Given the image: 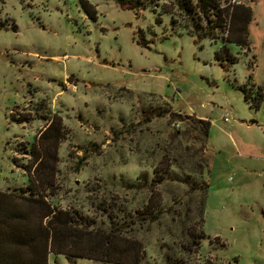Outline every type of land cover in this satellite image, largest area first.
I'll return each mask as SVG.
<instances>
[{
	"label": "rangeland",
	"instance_id": "1",
	"mask_svg": "<svg viewBox=\"0 0 264 264\" xmlns=\"http://www.w3.org/2000/svg\"><path fill=\"white\" fill-rule=\"evenodd\" d=\"M80 1L0 0V190L27 187L32 145L59 117L52 204L102 228L131 223L141 264H264V0H237L253 14L248 49L176 9L89 0L92 20ZM224 44L236 63L215 58ZM194 119L210 120L208 141ZM74 261L48 258L114 264Z\"/></svg>",
	"mask_w": 264,
	"mask_h": 264
},
{
	"label": "trees",
	"instance_id": "2",
	"mask_svg": "<svg viewBox=\"0 0 264 264\" xmlns=\"http://www.w3.org/2000/svg\"><path fill=\"white\" fill-rule=\"evenodd\" d=\"M114 1L120 8L135 12L151 9L157 13L160 6L164 13L174 15L176 9L190 17L194 24L199 20L204 22L207 29L205 38L210 34V29L213 31L219 28L228 32L225 42L247 49L250 45L248 25L253 17L252 10L237 0H170V7L167 3L160 5L163 0ZM80 4L88 18L97 19L98 12L89 0H81ZM156 21L162 22L161 16L157 15ZM195 32V37L201 38L198 26H195ZM138 34L141 36L137 40L138 44L146 47L148 44L142 38L143 31L139 30ZM215 58L220 62H237L227 44L215 52ZM240 88L245 100L249 101V91L245 86ZM256 94L264 98L262 89L259 88ZM251 106L260 108L259 103H252ZM17 120L19 123L25 121ZM193 121L196 130L208 141L210 120ZM62 139V120L53 116L32 145L31 162L25 167L29 177L27 187L21 192L0 190V264H48L50 254L64 255L71 263H74L76 258H87L114 264H141L146 251L141 241L126 235L131 223L112 221L111 227L102 228L77 211L52 204L58 149ZM192 188L204 194L199 211L203 221L209 184L203 180L193 184ZM151 192L149 204L155 209L157 202L154 187ZM151 215V212L144 213V219Z\"/></svg>",
	"mask_w": 264,
	"mask_h": 264
},
{
	"label": "built area",
	"instance_id": "3",
	"mask_svg": "<svg viewBox=\"0 0 264 264\" xmlns=\"http://www.w3.org/2000/svg\"><path fill=\"white\" fill-rule=\"evenodd\" d=\"M225 121H228V118L227 117H225ZM176 125L179 126L180 123L178 122V123H176Z\"/></svg>",
	"mask_w": 264,
	"mask_h": 264
}]
</instances>
